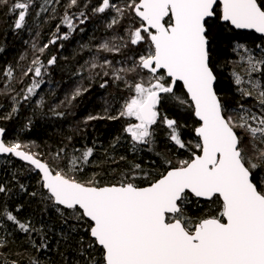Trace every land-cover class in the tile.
I'll list each match as a JSON object with an SVG mask.
<instances>
[{"label":"snow or ice","instance_id":"obj_1","mask_svg":"<svg viewBox=\"0 0 264 264\" xmlns=\"http://www.w3.org/2000/svg\"><path fill=\"white\" fill-rule=\"evenodd\" d=\"M30 4L31 0H0V8L7 7L12 13L18 10L16 29L24 27ZM75 5L77 0H70L69 7ZM106 10H114L119 17L130 13L133 24L127 30L128 43L147 46L131 66L113 69L114 81H123L131 95L117 116L107 118L133 120L124 131L139 144L155 142L153 125L161 121L169 130V140L189 151L190 158L173 166L165 157V172L141 187L135 183L134 174L116 184L100 185L94 179L80 182L63 169H53L23 151L19 143L6 145L0 140V153L28 161L42 173L47 199L71 210L75 219L87 222L92 238L89 248L98 246L102 253L101 260L91 257L88 264H264V181L254 176L258 169L264 171V85L249 79L251 90L239 89L244 96L256 95L261 106L259 114L243 105L238 116L226 114L215 88L217 76L210 59L209 39L210 21L214 19L236 29L264 34V0H128L123 7L113 0H101L94 12ZM118 22L113 17L109 27ZM64 23L70 31L74 28L67 14ZM61 38L67 40L69 36ZM121 46L110 47L105 42L100 49L118 52ZM47 47L45 44L39 51L43 53ZM245 52L246 60L244 56L241 60L248 65L246 71H260L264 55L256 58L247 49ZM94 61L92 68L112 65L108 60L103 65ZM55 63L54 56L48 60L49 65ZM41 67H35V76H41ZM129 73H136L138 79L129 82ZM7 74L11 76V69ZM234 76L237 85L245 83L239 74ZM178 83L186 90L187 99L176 94ZM38 87L39 82H34L28 93ZM80 92L77 89L75 95ZM166 98L192 109L198 122L194 128L198 142L194 145L182 139L175 119L159 111ZM3 131L0 129V133ZM63 152H57L56 159ZM92 154L89 147L81 157H73L69 172L79 171L77 161L87 163ZM136 169H140L139 164L134 165L133 171ZM6 191L0 186V193ZM201 200L218 207L194 221L188 206L199 205ZM4 215L22 232L34 230L11 212L5 211Z\"/></svg>","mask_w":264,"mask_h":264},{"label":"trees","instance_id":"obj_2","mask_svg":"<svg viewBox=\"0 0 264 264\" xmlns=\"http://www.w3.org/2000/svg\"><path fill=\"white\" fill-rule=\"evenodd\" d=\"M88 1L91 0H83L86 4ZM99 1L94 0L93 3ZM69 2L31 0L25 25H33V34L20 30L14 35L12 24L18 10L12 13L7 7L0 8V128L4 130V140L8 145L19 143L22 149L44 160L51 168L63 169L80 182L94 179L100 185L116 184L124 176L134 174L138 186H147L167 169L165 157L172 161L173 166L182 159L190 158L189 151H182L169 140V130L161 121L153 125L155 142L139 144L124 131L129 123L127 117L107 118L117 116L124 100L131 95L123 81H114L113 69L131 66L139 55L144 54L147 46L128 43L127 30L133 24V17L128 12L118 19L110 37L106 35L109 34L108 29L102 28L101 34H95V28H91L87 37L70 46L71 33L77 30L84 35L89 24L77 28L79 20L74 18L78 14L72 16L74 28L71 31L67 24L62 23L66 14L70 16L78 12L77 7H69ZM94 4L81 10H91ZM210 24V59L217 76L216 89L226 114L238 116L241 105L259 114L261 106L256 95L244 96L239 89L251 90L247 83L249 79L264 85V67L249 74L245 62L248 54L245 49L256 58L264 55V37L237 31L218 19L210 21ZM53 35L55 39L51 41L55 40L54 44L50 43ZM64 35L69 38L62 39ZM92 38L96 39V44L99 39L101 45L108 42L110 47L121 46L127 41L128 46L109 53L100 49L99 45L96 52L92 53V50L84 56L87 48L92 47ZM45 44L48 47L44 52H48V57H56L52 66L38 50ZM105 53H109L112 65L121 62V66L117 63L113 67L92 68L93 58L97 65L104 64L99 54ZM242 56L245 60H241ZM34 60L39 63L34 64ZM41 65V76L37 77L34 69ZM9 69L11 76L7 74ZM105 72H108L107 76ZM234 73L239 74L245 83L237 85ZM126 79L134 82L136 73L127 74ZM34 82H39V87L34 93H28ZM105 82L107 84L102 88ZM77 89L81 90L79 95H75ZM176 94L182 96L181 87H176ZM26 96L28 99H25ZM159 111L177 121L178 130L186 143L194 145L198 142L193 131V124L196 126L198 122L192 117L190 107L166 98L161 102ZM89 116L104 118L89 120ZM89 147L93 149V154L88 162L77 161L80 170L69 172L71 159L81 157ZM61 149L64 152L60 159H56ZM137 164L140 169L134 172V165ZM254 176L264 181V171L258 169ZM0 186L7 189L0 193V243L3 244L0 246V264H13L14 261L16 264H32L33 261L38 264H88L91 257L98 261L102 259L98 246L89 248L92 238L87 222L75 219L71 210L56 206L47 199L41 175L31 165L12 155H0ZM216 207L201 200L199 205L193 203L188 206V214L195 221L207 215L210 208L214 213ZM5 211L11 212L21 223L30 224L34 230L22 232L16 223L7 220Z\"/></svg>","mask_w":264,"mask_h":264},{"label":"bare ground","instance_id":"obj_3","mask_svg":"<svg viewBox=\"0 0 264 264\" xmlns=\"http://www.w3.org/2000/svg\"><path fill=\"white\" fill-rule=\"evenodd\" d=\"M34 1V0H33ZM94 2V0H91L90 2L88 1L87 2V4H86V2H83V0H77V5H75V7H77V9H78V12H75V13H73L72 15H70L69 17H71V19H73V17L72 16H75V14H78V15H76L75 16V18L74 19H77L78 18V20H79V24H78V26H82L83 24L81 23V21H83L84 22V25H86L87 23L90 25V26H92L93 28H95V34H97V32H99V34H101L102 33V28H104V29H108V32L109 33H114V31H113V27L114 26H116L117 24H115V25H113L112 27H109V24L111 23V21L110 20H108V17L107 16H104L102 19H99L98 18V16H99V14L98 13H96V12H94V9L96 8V7H98L99 6V4L101 3V0L99 1V2H97V3H93ZM90 4H94V6H93V8L91 9V10H88V8H87V10H81V9H83V8H85V6H89ZM82 7V8H81ZM80 9V10H79ZM81 11V12H80ZM81 13H83L84 15L83 16H81ZM27 16V15H26ZM16 18H17V14H16V17L14 18V20H13V24H12V31L15 33L14 35H17L16 34V32H18V31H20V30H25V32H28V33H30V34H33V25L32 24H26V25H24V27L23 28H21V29H16L15 27H14V23H15V20H16ZM62 23H64V19H63V21H62ZM224 23V22H223ZM66 24V23H65ZM8 26H10V25H8ZM7 26V27H8ZM78 26H76L77 28H78ZM10 28V27H9ZM238 31V30H237ZM241 32H243V31H241ZM8 33L9 32H6V35L7 36H10V35H8ZM252 33H254V32H252ZM72 34V43L70 44V46L71 45H73V43L76 45V43L78 42V40L79 39H83L84 38V35L82 34V33H80L79 31H77V30H75L74 32H72L71 33ZM106 34V33H105ZM255 34V33H254ZM106 35H109V34H106ZM257 35V34H256ZM98 36V35H97ZM259 36V35H258ZM55 37H56V34H55ZM261 37V36H260ZM51 39H55L54 38V35L50 38V41H51ZM41 47H43V46H41ZM40 47V48H41ZM39 48V49H40ZM60 49H63L62 47L60 48ZM40 54H41V57L45 60V59H47V61L51 58V57H53V56H50V58L48 57V52H43V53H41L40 52ZM55 57V56H54ZM42 63V62H41ZM118 63V64H117ZM119 65V66H121V62H115L113 65H111L112 67L113 66H115V65ZM67 89V88H66ZM66 89H65V91H66ZM37 103H39V101H37ZM194 128H195V124H193V131H194ZM42 179V178H41Z\"/></svg>","mask_w":264,"mask_h":264},{"label":"rangeland","instance_id":"obj_4","mask_svg":"<svg viewBox=\"0 0 264 264\" xmlns=\"http://www.w3.org/2000/svg\"><path fill=\"white\" fill-rule=\"evenodd\" d=\"M62 1V0H61ZM128 2V0H113V3H115V4H117L118 6H120V7H123L126 3ZM99 14V16H98V18L99 19H102L104 16H107L108 17V20H110V21H112V19H113V17H116L117 19H119L120 17L117 15V13L114 11V10H106V12L105 13H98ZM124 17V16H123ZM91 28H93L92 26H89L88 28H86L84 31H85V33H84V38L85 37H87L86 35H87V33H88V31L91 29ZM118 34H119V36H121L120 35V32H117ZM112 34H109V35H107L108 37H110ZM92 39H94V38H92ZM91 39V40H92ZM98 43L96 44V39H94L93 40V43H92V47L91 46H89L88 48H87V50L86 51H88L87 53H84L83 55L84 56H87V55H89V53L93 50V52L92 53H94V52H96L97 50H98V46L99 45H101V44H99L100 43V40L98 39ZM127 41H125L124 42V44L126 43ZM96 44V45H95ZM128 46V45H127ZM143 47V46H142ZM39 50V49H38ZM106 52H108V51H106ZM110 53V52H109ZM109 53H105V54H99V57L100 58H102L101 60L102 61H105L106 59H105V55H109ZM132 64V63H131ZM136 79H138V77L136 76Z\"/></svg>","mask_w":264,"mask_h":264},{"label":"water","instance_id":"obj_5","mask_svg":"<svg viewBox=\"0 0 264 264\" xmlns=\"http://www.w3.org/2000/svg\"><path fill=\"white\" fill-rule=\"evenodd\" d=\"M223 22V21H222ZM224 23H226V22H224ZM230 25V24H229ZM232 28H234L235 30H238V31H243V32H254L255 34H257V35H259V36H261V37H264V34H260V33H256L254 30H251V29H236L234 26H232V25H230ZM217 81V80H216ZM178 84H181L182 85V83H178ZM215 88H216V84H215ZM216 91H217V89H216ZM185 92H186V90H185ZM217 95L219 96V94H218V92H217ZM220 98V97H219ZM197 119V118H196ZM1 129V128H0ZM0 140H2L5 144H6V142L4 141V133L2 132V133H0ZM6 145H8V144H6ZM23 151H25V152H27V153H30V152H28V151H26V150H24V149H22ZM30 154H32V153H30ZM0 155H2V156H13L15 159H17V160H19V161H22V162H24V163H26V164H29V165H31L28 161H25V160H22L20 157H17V156H15L14 154H11V153H0ZM35 156V155H34ZM36 157V156H35ZM37 159H39L38 157H36ZM42 162H45L44 160H42V159H40ZM34 169H35V167L33 166V165H31ZM37 172H39L40 173V175H41V178H42V173L38 170V169H35ZM63 207V206H62Z\"/></svg>","mask_w":264,"mask_h":264},{"label":"flooded vegetation","instance_id":"obj_6","mask_svg":"<svg viewBox=\"0 0 264 264\" xmlns=\"http://www.w3.org/2000/svg\"><path fill=\"white\" fill-rule=\"evenodd\" d=\"M121 18H122V17H120V19H121ZM120 19H119V20H120ZM75 24H76V23H75ZM77 24H78V23H77ZM82 24L84 25V22H83ZM77 26H78V25H77ZM84 26H85V25H84ZM89 26H90V25H89ZM89 26H88V27H89ZM109 34H113V33H109ZM51 58H52V57H51ZM51 58H50V59H51ZM105 59L108 60V61H110V59L108 58L107 55H105ZM53 65H54V64H53ZM50 66H52V65H50ZM176 87H181V88H182V97H184V99H187V95H186L185 89L183 88V85H181V84H177ZM185 106H186V108H187V105H185ZM188 107H189V106H188ZM119 110H120V109H119ZM192 117L196 120V117H195L193 114H192ZM128 120H129V123L134 122L133 120H131V119H129V118H128ZM196 121H197V120H196ZM196 126H198V124H197ZM196 126H195V127H196ZM197 140H198V138H197ZM183 150H184V149H182V151H183ZM184 156H185V155H183L182 157L185 158ZM182 160H184V159H182Z\"/></svg>","mask_w":264,"mask_h":264}]
</instances>
